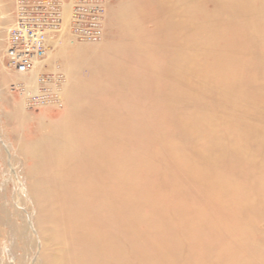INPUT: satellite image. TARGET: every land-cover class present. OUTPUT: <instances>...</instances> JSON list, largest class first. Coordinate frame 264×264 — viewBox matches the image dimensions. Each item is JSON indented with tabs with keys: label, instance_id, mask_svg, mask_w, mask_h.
I'll use <instances>...</instances> for the list:
<instances>
[{
	"label": "bare ground",
	"instance_id": "6f19581e",
	"mask_svg": "<svg viewBox=\"0 0 264 264\" xmlns=\"http://www.w3.org/2000/svg\"><path fill=\"white\" fill-rule=\"evenodd\" d=\"M69 2L59 37L70 29L73 7L72 0ZM135 8V0H124L111 16L119 22L133 15ZM159 9L162 14L153 34L134 21L123 27L112 45L76 48L78 59L89 57L88 65L110 70L101 80L110 81L111 77L115 89L110 91L123 101L99 104L103 117L98 123L94 119L67 120L60 141L50 143L51 158L60 174L49 177L53 182L38 180L33 188L36 199L46 198L45 202L38 200L44 202L40 204L42 225L46 227L48 222L54 227L44 228L48 246H59L47 262L126 264L129 260L120 245L123 237L131 252L136 251L140 264H176V234L181 232L193 249L191 264H209L205 253L210 239L217 243V264H264V251L255 245L244 248L246 239L227 230L222 215L213 212L204 216L198 201L187 197L190 190L202 186L205 202L212 204L214 211L229 213L235 221L245 204L264 210V122L260 121L264 85L247 88L264 73V59L248 55L254 40L264 54V0H161ZM14 19L13 27L17 10ZM51 33L47 36L50 43ZM148 40L153 45H144ZM8 45L9 36L5 50ZM137 46L141 56L132 65L137 63L138 70L131 67L125 79L122 64L125 56L136 53ZM79 66L78 61L73 68ZM41 67L36 60L27 76L9 69L35 82ZM208 85H213L217 97L207 96ZM76 87H70L71 100L79 115L92 101H85L78 89L74 91ZM164 93L172 101H195L211 110L182 108L174 114L172 101L157 99ZM103 108L113 110L108 113ZM218 109L226 116L219 119L214 113ZM174 122L189 140L200 143L194 148L196 158L187 157L184 148L170 140ZM151 131L159 133L163 141L156 152L151 148ZM227 134L234 137L229 148L224 143ZM152 154L169 164L166 182L176 193L172 200L148 183L158 173ZM223 165L235 175L217 171ZM248 177L251 182L244 181ZM253 182L257 184L256 201L252 199ZM145 208L152 212L147 219L143 217ZM146 221L156 233L134 230L135 224ZM221 238L227 242L221 243ZM243 249L248 253L244 255Z\"/></svg>",
	"mask_w": 264,
	"mask_h": 264
},
{
	"label": "rangeland",
	"instance_id": "374dc122",
	"mask_svg": "<svg viewBox=\"0 0 264 264\" xmlns=\"http://www.w3.org/2000/svg\"><path fill=\"white\" fill-rule=\"evenodd\" d=\"M60 1L62 3V22H64L65 7L70 2L69 0ZM123 1H104L103 21L105 19V22L102 23L104 29L95 41L77 38L73 31L72 18L70 29L65 36L59 37L62 24L60 28L52 31L51 35L54 37L50 38L51 43L47 41L49 46L47 55L37 60L40 61L43 68L41 67L42 70L40 69L39 73L37 72L35 75L37 77L36 81L31 82L30 79L29 82V79L16 74V71L10 72L6 56L7 49L5 50L9 32L13 28L12 23L16 15L18 0H0V264H55L47 261L50 254L59 251V246H48L47 237L44 235V228L50 230L54 227L48 222L45 224L46 227L41 223L43 210L40 204L43 205L46 198H39L45 199L41 203L33 193V191L37 193L33 188L38 180H45L53 175L60 174L51 158L53 145H50V143L60 141V135L63 133L62 129L68 124L67 120L94 119L98 123V120L103 117L101 114L102 107L99 104L108 105L123 101L121 95V99H117L116 95L110 91L115 87L111 77L109 78L110 81L101 80L106 75L105 72L110 70L101 69L100 66L95 68L88 65L87 62L91 59L89 57L78 59L75 56L76 48L82 46L93 49L99 47L101 49L107 45H112L116 37H120L123 33V27L134 21L139 22L147 34H153L157 30L158 18L162 14L159 9L161 0H135L136 10H134L133 15L118 22L113 19L111 14L123 4ZM185 4H181V6ZM71 6L73 7V0ZM205 34L202 35L205 36ZM147 43L152 44L153 41H144V45ZM135 52L131 57L130 54L125 56V62L123 63L125 66L122 64V70L125 69L123 71L125 79L130 76L128 70L130 71L133 67V62H137L141 56L139 46H137ZM248 53L255 60L264 59V54L256 40L249 46ZM78 61L80 66L75 70L73 65ZM136 65L133 68L138 70ZM65 71L72 73L67 76L62 74ZM29 73L30 71L26 72V76L30 75ZM256 81L248 85L247 88L254 89L259 84L264 85V73ZM73 85L77 86L74 91L77 93L78 89L83 99L86 98L85 101H92L90 106H86L84 112L79 115L75 114L76 111L72 106V88L70 87ZM212 86L208 85L206 87V94L210 98H215L218 96V92L212 89ZM30 89H33V91L30 92ZM262 97L264 101V95ZM157 99L169 104L172 101L166 93ZM172 102L171 108L174 114L182 108L211 110L206 104L195 101L173 100ZM106 109L103 108L108 113L113 110L112 108ZM168 110L171 114V109L168 108ZM214 113L219 119L226 116L222 109L215 110ZM261 114L263 117L260 121L264 122V109ZM175 123H172V129H169L171 131L170 140L173 144L182 146L184 148L183 153L187 157L196 158L194 148L199 147L200 143L196 140H189L182 128L174 127ZM219 125H221L219 129L222 130V124ZM223 131L225 130L221 132ZM151 135L153 138L151 148L156 152L162 148L163 141L156 131H151ZM233 140L234 137L227 134L224 143L229 148ZM250 149H253L252 145ZM151 158L157 164L158 173L148 183H152V187L163 193L167 198L174 199L175 190L166 182V173L170 169L169 164L153 154ZM217 171L226 173L228 177L235 175L230 167L224 165L217 167ZM248 178L244 181L251 182L252 179ZM51 179L49 178L50 182ZM253 183L252 187H255L252 191V199L256 201L257 184L256 182ZM205 196L206 189L202 186H198L195 191L190 190L187 194L188 199L192 202L196 203L198 201L197 204L205 212L204 216L218 212L227 222L232 223L233 221L232 226H228L226 222L225 228L234 231L242 239H246L243 240L245 241L244 248H247V245H255V247L258 246L260 250L264 251V210L256 206L252 207L250 203L245 204L238 220L235 221L229 213L214 211V206L205 202ZM151 214L150 208L143 210L145 219L149 218ZM234 226H238V228H234ZM133 227L134 230L143 228L150 233L154 229L153 224H149L147 221L144 224H135ZM153 233H156V229ZM176 237V240L179 239L176 250V264H191L194 258L192 246L187 243L188 241L185 240L186 238L182 236L181 232L178 235L176 234ZM204 238V235H202L201 239ZM220 240L221 243L224 240L227 242L226 238ZM121 242L120 245L125 249L126 260H129L126 264H140L135 259V257H138L136 251V254L131 252L130 245L123 237ZM216 248V242L212 239L207 240L205 257L209 264H217L216 261L219 257L216 254ZM243 253L244 255L248 253V249H243Z\"/></svg>",
	"mask_w": 264,
	"mask_h": 264
},
{
	"label": "built area",
	"instance_id": "2783aa9c",
	"mask_svg": "<svg viewBox=\"0 0 264 264\" xmlns=\"http://www.w3.org/2000/svg\"><path fill=\"white\" fill-rule=\"evenodd\" d=\"M72 26L81 40L95 41L103 31L105 0H73ZM62 24L60 0H18L17 20L10 31L8 65L29 72L48 52V34Z\"/></svg>",
	"mask_w": 264,
	"mask_h": 264
}]
</instances>
